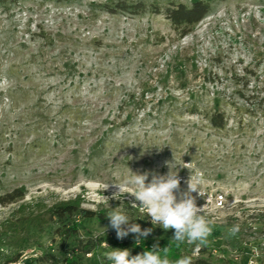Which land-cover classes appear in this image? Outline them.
Segmentation results:
<instances>
[{
	"label": "rangeland",
	"instance_id": "1",
	"mask_svg": "<svg viewBox=\"0 0 264 264\" xmlns=\"http://www.w3.org/2000/svg\"><path fill=\"white\" fill-rule=\"evenodd\" d=\"M116 1L0 3V195L19 188L23 201L76 198L106 215L120 207L152 229L139 241L176 242L173 229L132 207L131 194L114 198L111 183L128 168L166 175L175 162L186 191L190 171L179 165L191 163L207 180L203 197L193 193L197 206L220 225L210 261L264 264V0H201L209 12L185 36L162 11L196 0H125L160 13L103 9ZM213 113L223 115L222 128L211 125ZM15 206L0 207V219ZM53 229L13 264H46L33 260L45 251L56 260ZM90 237L101 243L78 264L110 263L103 253L121 239L109 219L81 220L78 238Z\"/></svg>",
	"mask_w": 264,
	"mask_h": 264
},
{
	"label": "trees",
	"instance_id": "2",
	"mask_svg": "<svg viewBox=\"0 0 264 264\" xmlns=\"http://www.w3.org/2000/svg\"><path fill=\"white\" fill-rule=\"evenodd\" d=\"M3 1L0 0V3ZM103 9L111 14L128 13L130 15H138L147 10L153 13L161 12L155 5H147L141 1L128 3L125 0L105 4ZM209 9L208 3L196 0L190 5L172 3L162 12L172 25L181 30V35L185 36L195 24L202 20ZM210 123L214 127L222 128L225 120L221 113H213L210 116ZM24 198L25 192L19 188L0 195V207L16 204L6 217L0 219V264L19 262L26 247L41 248L44 231L49 225L54 226L51 242L58 241L59 254L56 260H53V256L45 251L37 259H33L34 261L46 264H78L83 256L91 254L99 247L100 238H78L79 222L91 218L105 222L108 217L104 212L84 208L81 206V201L76 198L61 199L51 203L33 198L23 201ZM219 228L220 225L213 226L215 230ZM213 239L214 237H209L207 246L197 251L196 256H192L194 244L187 248L184 243L177 246V242L169 239L147 238L142 241L137 238L121 239L117 246L118 249H129L131 255H137L158 245L161 249L169 248L171 260L188 256L191 257L192 264H215L209 259L214 249ZM71 240L74 244L71 248H67ZM4 248L8 251L1 250ZM184 250L185 255H183Z\"/></svg>",
	"mask_w": 264,
	"mask_h": 264
},
{
	"label": "clouds",
	"instance_id": "3",
	"mask_svg": "<svg viewBox=\"0 0 264 264\" xmlns=\"http://www.w3.org/2000/svg\"><path fill=\"white\" fill-rule=\"evenodd\" d=\"M175 162L169 163V172L166 175L156 173H136L128 168V172L121 176L116 183H111L118 190L114 198L120 199L124 193L131 194L139 206L135 203L132 207H139L151 218L154 226H160L164 230L173 229L172 240L179 244L187 242L194 244L196 250L207 246L209 237L212 235L213 226L201 214V208L197 206V193L203 197V186L207 183L202 171H192L191 163L179 165L190 171V177L185 181L186 191H181V180L177 171L172 170ZM177 168V165H175ZM149 175L151 180L149 182ZM109 184L105 185V189ZM179 194V195H178ZM109 226L115 230L117 239H123L130 233L139 237H147L152 229H141L139 224L130 223L129 216L120 207L107 213ZM106 231V229H105ZM239 232V225H233L229 230L230 235L235 236ZM105 247H109L105 245ZM169 248H159L154 245L151 250L137 255H131L129 249H113L103 253L110 264H192L191 257L184 256L175 261L169 258ZM163 253V254H162Z\"/></svg>",
	"mask_w": 264,
	"mask_h": 264
},
{
	"label": "built area",
	"instance_id": "4",
	"mask_svg": "<svg viewBox=\"0 0 264 264\" xmlns=\"http://www.w3.org/2000/svg\"><path fill=\"white\" fill-rule=\"evenodd\" d=\"M218 198H224V196L221 195V194H219V195L216 196L215 199H218ZM196 252H197V250H196ZM37 255H38L37 253H36V254H33L34 257H37ZM86 255H89V254H86ZM30 256H32V255H30ZM27 259H28V257H23V261H25V260H27ZM23 261H21V263H22ZM21 263H20V264H21ZM106 264H110V263H106Z\"/></svg>",
	"mask_w": 264,
	"mask_h": 264
}]
</instances>
